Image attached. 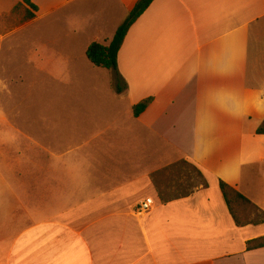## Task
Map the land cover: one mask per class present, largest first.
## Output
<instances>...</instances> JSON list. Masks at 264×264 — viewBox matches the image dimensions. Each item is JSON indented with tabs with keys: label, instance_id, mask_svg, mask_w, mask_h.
<instances>
[{
	"label": "crops",
	"instance_id": "0c3cea01",
	"mask_svg": "<svg viewBox=\"0 0 264 264\" xmlns=\"http://www.w3.org/2000/svg\"><path fill=\"white\" fill-rule=\"evenodd\" d=\"M29 2L34 17L7 31L53 18L35 68L64 86L32 116L0 91V264H264V246L247 249L264 223L237 226L218 185L264 211V146L251 145L264 137V0H153L116 71L86 50L137 0ZM180 164L202 186L162 191Z\"/></svg>",
	"mask_w": 264,
	"mask_h": 264
},
{
	"label": "rangeland",
	"instance_id": "374dc122",
	"mask_svg": "<svg viewBox=\"0 0 264 264\" xmlns=\"http://www.w3.org/2000/svg\"><path fill=\"white\" fill-rule=\"evenodd\" d=\"M15 2L16 0H0V36L24 17L23 12L8 14ZM57 29L53 18H44L34 25L7 31L8 33L0 38V91L6 94L2 98L26 102L28 116L35 115L37 100L44 101L46 104L44 110L51 113V102L60 96L53 88L64 86L62 82L55 81L50 75L42 74L35 68L37 63L35 51L42 49L44 47L42 43L54 36L53 33L56 34ZM62 36L68 34L62 33ZM74 79L71 84L81 82L78 77ZM260 126L261 124L257 128ZM251 145L261 150L260 147L264 146V137L257 136ZM169 157H173L172 154ZM158 180L162 191L167 190L169 194L180 195L201 187L205 178L198 170L180 164L167 173L160 174ZM260 218L261 216L257 214L253 215L252 220L258 221Z\"/></svg>",
	"mask_w": 264,
	"mask_h": 264
},
{
	"label": "trees",
	"instance_id": "16d2710c",
	"mask_svg": "<svg viewBox=\"0 0 264 264\" xmlns=\"http://www.w3.org/2000/svg\"><path fill=\"white\" fill-rule=\"evenodd\" d=\"M152 1L153 0H137L132 10L128 13L123 22L117 27L108 45L105 46L98 42H92L88 46L86 50V56L94 66L116 71L117 52L123 43L127 31L139 18V16L149 7ZM23 4H26L29 8L24 7ZM12 11L19 13L23 12L24 17L22 20L27 21L34 17V12L37 11V7L31 4L29 0H23V3L17 4ZM116 77V91L120 92L121 86L119 84V77L118 75ZM150 102L151 98H147L134 105L133 115H139L149 105ZM256 133L264 134V120L261 126L257 128ZM182 163L185 162L182 161ZM218 185L228 211L237 226L264 223V211L260 207H258L255 203L250 201L247 197L225 182L219 181ZM162 200L164 201V199ZM257 214L261 216L260 220L253 221V215ZM262 246H264V236L247 242V249H253Z\"/></svg>",
	"mask_w": 264,
	"mask_h": 264
},
{
	"label": "built area",
	"instance_id": "2783aa9c",
	"mask_svg": "<svg viewBox=\"0 0 264 264\" xmlns=\"http://www.w3.org/2000/svg\"><path fill=\"white\" fill-rule=\"evenodd\" d=\"M147 209H148V203L147 202L142 203L138 208L139 211H146Z\"/></svg>",
	"mask_w": 264,
	"mask_h": 264
}]
</instances>
